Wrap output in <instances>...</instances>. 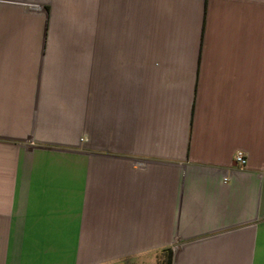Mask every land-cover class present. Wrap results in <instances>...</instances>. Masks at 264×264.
I'll return each mask as SVG.
<instances>
[{
	"label": "crops",
	"instance_id": "0c3cea01",
	"mask_svg": "<svg viewBox=\"0 0 264 264\" xmlns=\"http://www.w3.org/2000/svg\"><path fill=\"white\" fill-rule=\"evenodd\" d=\"M0 264H264V0H0Z\"/></svg>",
	"mask_w": 264,
	"mask_h": 264
},
{
	"label": "built area",
	"instance_id": "2783aa9c",
	"mask_svg": "<svg viewBox=\"0 0 264 264\" xmlns=\"http://www.w3.org/2000/svg\"><path fill=\"white\" fill-rule=\"evenodd\" d=\"M236 162H237L238 165H240V166H244V165H245V163H246V159H245L243 153H238V154L236 155Z\"/></svg>",
	"mask_w": 264,
	"mask_h": 264
}]
</instances>
